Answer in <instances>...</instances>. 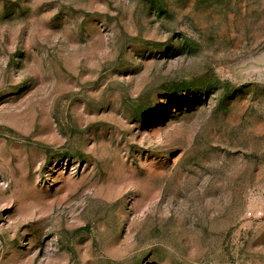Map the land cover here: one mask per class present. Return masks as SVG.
<instances>
[{
    "label": "rangeland",
    "instance_id": "obj_1",
    "mask_svg": "<svg viewBox=\"0 0 264 264\" xmlns=\"http://www.w3.org/2000/svg\"><path fill=\"white\" fill-rule=\"evenodd\" d=\"M0 264H264V0H0Z\"/></svg>",
    "mask_w": 264,
    "mask_h": 264
}]
</instances>
